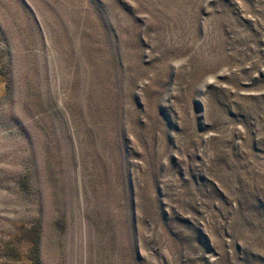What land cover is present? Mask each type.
Returning a JSON list of instances; mask_svg holds the SVG:
<instances>
[{"label": "rangeland", "instance_id": "rangeland-1", "mask_svg": "<svg viewBox=\"0 0 264 264\" xmlns=\"http://www.w3.org/2000/svg\"><path fill=\"white\" fill-rule=\"evenodd\" d=\"M0 264H264V0H0Z\"/></svg>", "mask_w": 264, "mask_h": 264}]
</instances>
